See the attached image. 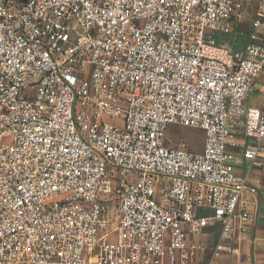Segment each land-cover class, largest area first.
<instances>
[{"label": "built area", "instance_id": "obj_1", "mask_svg": "<svg viewBox=\"0 0 264 264\" xmlns=\"http://www.w3.org/2000/svg\"><path fill=\"white\" fill-rule=\"evenodd\" d=\"M263 72L264 0H0V264L237 256ZM172 125L202 149L171 146Z\"/></svg>", "mask_w": 264, "mask_h": 264}, {"label": "crops", "instance_id": "obj_2", "mask_svg": "<svg viewBox=\"0 0 264 264\" xmlns=\"http://www.w3.org/2000/svg\"><path fill=\"white\" fill-rule=\"evenodd\" d=\"M261 82H264V72L257 78L251 93L255 92L257 84ZM248 99L247 103L251 106H260L262 103V100L257 101L255 99L253 102H249ZM253 175L259 177L261 180L260 189L257 194L245 195L249 210L254 217L253 225L246 238L239 244V254L234 257L222 255L215 261V264H264V169L254 170ZM217 235V229L209 228L201 237V240L205 244L202 257H206L210 252L217 240Z\"/></svg>", "mask_w": 264, "mask_h": 264}, {"label": "rangeland", "instance_id": "obj_3", "mask_svg": "<svg viewBox=\"0 0 264 264\" xmlns=\"http://www.w3.org/2000/svg\"><path fill=\"white\" fill-rule=\"evenodd\" d=\"M254 5L252 4L251 9L253 11ZM252 14H246L245 20H249ZM225 36H222V38ZM232 37L228 36L225 41L231 45ZM257 88H261L258 89ZM264 98V82L258 83L254 93H251L249 102H253L255 99L257 101ZM166 140L171 146L179 148L182 143H185L191 151L198 152L202 149L203 144V133L197 129L180 128L176 125H172L167 130ZM243 167V166H242ZM110 212L112 210L110 209Z\"/></svg>", "mask_w": 264, "mask_h": 264}]
</instances>
